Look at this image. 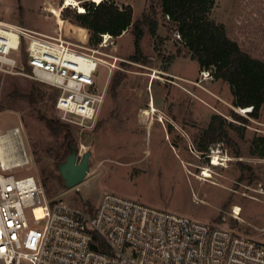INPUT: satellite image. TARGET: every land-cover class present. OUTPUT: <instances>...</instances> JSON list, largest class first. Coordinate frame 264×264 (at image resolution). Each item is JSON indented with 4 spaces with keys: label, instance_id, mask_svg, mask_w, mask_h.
<instances>
[{
    "label": "rangeland",
    "instance_id": "374dc122",
    "mask_svg": "<svg viewBox=\"0 0 264 264\" xmlns=\"http://www.w3.org/2000/svg\"><path fill=\"white\" fill-rule=\"evenodd\" d=\"M64 1L0 0V23L94 51L100 60L96 81L107 86V96L96 121L80 126L61 119L48 86L0 73V133L18 127L31 158L14 175L33 176L49 199H62L81 210H93L103 194L113 193L264 245V158L252 142L264 138V109L253 119L250 108L234 107L230 86L185 55L156 1L106 0L132 8L133 21L142 31L139 54L134 53L132 28L90 46L88 31L63 19L62 10L78 13L75 6L63 7ZM75 1L79 6L93 2ZM56 9H61L58 18L51 12ZM209 17L224 25L243 50L264 60V0H215ZM116 76L122 79L114 96L109 89ZM34 85L46 97L32 106L20 95ZM38 112L68 125L79 159L89 154L88 172L77 187H64L58 172L69 154L65 133H50ZM213 115L225 120L227 140L200 149V131ZM215 156L218 165H212ZM205 169L211 174L207 182L198 180ZM233 206L241 209L239 215Z\"/></svg>",
    "mask_w": 264,
    "mask_h": 264
},
{
    "label": "built area",
    "instance_id": "2783aa9c",
    "mask_svg": "<svg viewBox=\"0 0 264 264\" xmlns=\"http://www.w3.org/2000/svg\"><path fill=\"white\" fill-rule=\"evenodd\" d=\"M99 64L92 50L0 23V73L55 90L65 121H96ZM30 163L20 129L0 133V264H264L258 242L113 193L93 210L49 199L33 176L14 175Z\"/></svg>",
    "mask_w": 264,
    "mask_h": 264
},
{
    "label": "trees",
    "instance_id": "16d2710c",
    "mask_svg": "<svg viewBox=\"0 0 264 264\" xmlns=\"http://www.w3.org/2000/svg\"><path fill=\"white\" fill-rule=\"evenodd\" d=\"M153 1L157 2L162 16L173 25L185 55L196 62L200 70L210 72L214 80H220L230 86L234 107L250 108L248 116L258 119L264 109V60L243 50L237 41L228 35L224 25L217 24L210 19L215 0ZM81 7L84 10L82 13H76L75 9L68 10L67 8L62 10L61 15L63 19H69L72 24L88 31L90 46H98L103 35L116 38L132 28L134 53L139 54L142 31L139 23L133 21L132 8L129 5L118 7L102 0L99 3L84 2ZM66 12L70 13V17L66 16ZM144 20L146 19L144 18ZM155 26L154 24L150 28L151 35L155 34ZM121 79V76H116L113 79L109 89L110 94L116 95ZM50 90L52 93H50L49 99L54 104L56 91L51 88ZM45 97V91L35 85L28 93L20 95V98L32 106L38 101H43ZM232 115L241 122H247V119L241 116ZM38 119L43 122L50 133L54 135L60 132L65 133V152L70 153L69 147L73 146L68 125L50 119L40 112H38ZM225 123V120L219 115L211 117L207 128L200 131V149L205 150L209 144L227 140ZM228 125L233 127L231 124ZM252 142L254 151L258 153L259 157L264 158V138H254Z\"/></svg>",
    "mask_w": 264,
    "mask_h": 264
},
{
    "label": "water",
    "instance_id": "95a60500",
    "mask_svg": "<svg viewBox=\"0 0 264 264\" xmlns=\"http://www.w3.org/2000/svg\"><path fill=\"white\" fill-rule=\"evenodd\" d=\"M70 153L65 160L58 165V172L64 183V187L73 188L79 185L88 172L89 154L86 153L81 159L77 156L76 150L69 147Z\"/></svg>",
    "mask_w": 264,
    "mask_h": 264
},
{
    "label": "bare ground",
    "instance_id": "6f19581e",
    "mask_svg": "<svg viewBox=\"0 0 264 264\" xmlns=\"http://www.w3.org/2000/svg\"><path fill=\"white\" fill-rule=\"evenodd\" d=\"M100 1H102V0H93V2H96V3H99ZM67 6H75V7H77L79 13H82L84 11L83 8L81 6H79L75 0H65L64 4H63V7H67ZM60 11H61V9H58V10L56 9V10H52L51 12L53 13V15L56 18H58L59 15H60ZM58 23L62 25V20L60 18L58 19ZM151 107H152L151 111L154 112L155 111L154 107L152 105H151ZM241 111H246V110H241ZM212 159H213L212 165L213 164L214 165H218L219 164V162H217L218 160L216 161V156L213 157ZM210 178H211V174H210L209 169H205L201 173V175L198 178V180L207 182ZM233 209H234V214H236V215L240 214L241 209L238 206H233Z\"/></svg>",
    "mask_w": 264,
    "mask_h": 264
}]
</instances>
